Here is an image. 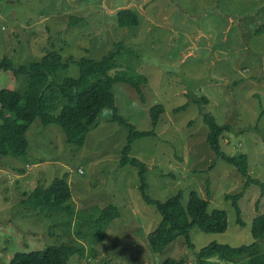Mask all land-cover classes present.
Here are the masks:
<instances>
[{"label":"rangeland","instance_id":"obj_1","mask_svg":"<svg viewBox=\"0 0 264 264\" xmlns=\"http://www.w3.org/2000/svg\"><path fill=\"white\" fill-rule=\"evenodd\" d=\"M122 9L135 12L137 26H117ZM262 26L264 0H0V61L8 58L14 69L54 54L63 61L100 60L120 43L118 70L147 79L143 101L128 85L112 89L118 115L135 131L154 132L135 140L128 153L146 167L147 195L163 202L181 192L186 205L194 191L209 211H224L227 218L221 234L193 227L192 248L179 237L153 254L147 236L161 218L141 199L137 170L119 165L128 130L103 109L84 144L76 147L65 142L57 125L43 126L36 119L26 132V155L0 157V264L16 253L61 244L84 248L67 264H160L167 258L196 264L197 253L210 243H253L251 223L264 214V197L235 167L215 157L203 114L229 126L220 137L221 150L228 157L246 155L248 177L264 184ZM58 75L77 77L78 69L69 65ZM25 86L24 77L0 71V90ZM155 105L164 113L152 128L149 111ZM56 178H65L75 212L81 213L69 231L61 220L53 226L43 212L23 203L37 185ZM226 196H238L241 225ZM109 205L117 207L119 217L102 241H92L89 216ZM257 242L264 252V237Z\"/></svg>","mask_w":264,"mask_h":264},{"label":"trees","instance_id":"obj_2","mask_svg":"<svg viewBox=\"0 0 264 264\" xmlns=\"http://www.w3.org/2000/svg\"><path fill=\"white\" fill-rule=\"evenodd\" d=\"M116 22L119 28L137 26L138 16L131 9H122L117 12ZM263 29L264 26L260 31ZM113 47L114 50L100 60L83 58L75 61L68 58L63 61L59 54H54L16 69L8 58H3L0 61V71L11 72L16 78L24 77L26 86L21 91L0 90V157L19 158L26 155L29 146L26 132L36 119H39L43 126L57 125L63 131L67 144L81 147L89 131L97 125L99 113L103 109H108L111 121L128 130L127 144L122 151L119 165L122 167L129 165L137 170L139 195L161 218L156 228L147 236L150 251L153 254H160L179 237H184L188 246L192 248L189 231L193 227L206 234L225 232L227 229L225 212L214 209L209 211L208 202L194 191L189 193L186 205L181 203V192L163 202L154 201L147 195L146 167L139 160L129 158L128 153L135 140L153 136L154 132L135 131L132 125L120 117L112 92L115 84H125L141 96V86L147 84V79L142 75H131L128 71L118 70L115 58L123 47L120 43H115ZM69 65L77 67V77L58 75L60 70L67 69ZM111 71L116 72L110 75ZM163 113L161 105H155L150 109L152 128L157 125ZM203 121L208 128L206 142L215 157L235 167L241 176L247 179L248 184L259 187L260 194L264 197V184L248 177L247 156L241 154L228 157L221 150L220 137L224 131H230L229 126H219L207 113L203 114ZM237 197L226 196V199L232 198L237 222L241 225ZM23 203L43 212L53 226L58 224L57 222L55 224V221L61 220L67 231L75 218H81V213L75 212L65 178H56L47 186L37 185ZM53 215L57 219L53 220ZM118 217L119 211L113 205L105 207L96 215L89 216L91 240L102 241L107 227ZM250 233L254 242L249 245L230 247L213 242L201 248L196 255V264H264V252L257 242L264 237V214L252 220ZM83 249L82 245L72 244L49 246L42 251L16 253L8 264H67L72 255H82ZM160 264L180 262L167 258Z\"/></svg>","mask_w":264,"mask_h":264}]
</instances>
